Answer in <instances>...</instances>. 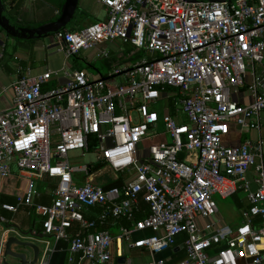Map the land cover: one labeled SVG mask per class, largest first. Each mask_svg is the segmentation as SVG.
Here are the masks:
<instances>
[{"label":"built area","instance_id":"built-area-1","mask_svg":"<svg viewBox=\"0 0 264 264\" xmlns=\"http://www.w3.org/2000/svg\"><path fill=\"white\" fill-rule=\"evenodd\" d=\"M101 3L105 21L54 36L65 57L116 40L133 46L131 54L147 55L131 66L113 65L112 74L124 78L119 84L93 80L85 70H73L66 83L46 91L51 72L11 84L13 102L0 113V180L15 167L28 181L16 205H0V264H12L4 257L12 221L1 212L16 213L21 206L41 218L46 237L68 243V264L76 255L78 264H115L113 243L115 258L125 248L160 253L180 235L186 256L181 264H238L244 258L264 264L263 142L224 144L231 126L241 133L261 126L264 0ZM98 50V57L109 58ZM146 140L156 141L145 147ZM75 153L93 159L75 164ZM250 170L255 190L246 178ZM43 180L52 186L48 205L35 202L36 182ZM119 180L120 186H108ZM239 190L250 204L242 224L219 226L213 221L215 197L227 199ZM95 207L96 220L83 215ZM254 217L261 220L258 227ZM111 220L132 227L120 228L114 239L97 229ZM145 231L153 235L131 239ZM40 244L35 264H49L53 248L48 240Z\"/></svg>","mask_w":264,"mask_h":264},{"label":"crops","instance_id":"crops-1","mask_svg":"<svg viewBox=\"0 0 264 264\" xmlns=\"http://www.w3.org/2000/svg\"><path fill=\"white\" fill-rule=\"evenodd\" d=\"M63 2L64 0H6L5 6L15 23L23 27H35L56 19L60 15ZM106 18L107 12L101 3V0H79L76 15L67 31H75L93 23L105 21ZM0 41L3 42V47H1L0 44V54H2V57L0 58V113L11 106L13 102V94L10 86L22 76H34L51 72L52 75L50 80L43 86L45 90H49L66 83L68 75L73 70H85L93 80L103 79L107 81L108 84L114 85L122 83L124 79L122 75L114 76L112 74L114 64L129 66L132 65L129 63L131 60H134L135 63L147 55L146 52L143 51L131 54L134 50H130L129 53L126 54L125 51L129 44L125 45L119 40L109 42L98 48L106 50L110 55L109 58L98 57L97 55L100 50L97 49L81 50L79 54L69 59L65 57L64 47L57 42L55 37L43 40L21 41L8 38L5 33H0ZM142 55L144 57L138 59ZM134 57H137V59H134ZM87 65H93L92 70L94 71H89L88 68L90 67H86ZM105 67L108 69L107 71H105ZM242 94L244 100H249L244 92ZM245 140L251 142L261 140L263 142L262 150L264 158V112L261 113V126L259 130H250L241 133L235 126H231L230 133L224 138V144L236 147ZM90 160L91 159H87L86 162H89ZM246 178L250 184V188L255 190L256 186L253 182L252 170L247 173ZM27 181L28 178H25L23 174L19 175L14 167L10 177L0 180V195L10 196L17 199L19 196H22L25 191ZM96 181L101 180L96 178ZM77 182L81 183L82 180L78 179ZM36 186L39 196L36 197L35 202L44 205L50 204L52 201L50 194L52 186L48 184L46 180L37 181ZM230 197L232 200L231 202H228ZM230 197L227 199L215 197V200L217 205L218 201L224 202L228 205L229 210H236L235 217L228 220L224 215L222 216L218 210L213 221L217 222L219 226L235 229L242 224L244 220L243 214L244 212H247L250 204L247 200L246 194L242 190L237 191ZM141 207H143V204H141ZM4 213V216L7 219L10 218L9 220L12 221L8 225H17L23 231L31 232L34 236L41 235L42 240H48L50 242L53 251L50 255L49 264H68V258L70 255L68 243L62 240L55 241L53 238L46 237L43 234L41 218L32 210L25 207H19L16 213ZM99 213L100 209L95 207L84 210L83 215L88 219L96 220ZM31 216L38 218V220L34 221L38 227H30L33 225ZM145 216L146 213L144 212L135 217V219L137 220ZM123 222L129 223V228L132 227L131 222L125 220H111L108 224L99 226L97 229L108 230L115 239L120 235V228H127ZM260 222L261 220L259 217L253 218L254 227H258ZM232 223H235L234 227L230 226ZM17 233L16 230H12L8 236L11 234L16 236ZM151 235H153L151 231L133 232L131 239L135 241ZM17 237L21 236L17 235ZM178 238L181 240H177ZM184 238V235L178 236L174 245L170 249L160 253L151 254L144 249L128 250L125 248L122 258H115L116 244L113 243L112 252L115 256V264H152L159 261L163 264H181L186 260L185 252L182 248ZM24 240H31L35 243L38 242L30 236L26 237ZM222 247H224V243L214 247L209 253L213 254ZM30 255L29 258H31ZM78 258L79 255L74 256V264H78ZM120 259H124V261L121 263L119 262ZM84 264L87 263L85 262ZM238 264H252V262L250 259L244 258L240 259Z\"/></svg>","mask_w":264,"mask_h":264},{"label":"water","instance_id":"water-1","mask_svg":"<svg viewBox=\"0 0 264 264\" xmlns=\"http://www.w3.org/2000/svg\"><path fill=\"white\" fill-rule=\"evenodd\" d=\"M186 3H235L241 0H182ZM79 0H64L60 15L47 23L41 24L35 27H23L15 24L12 17L10 16L3 0H0V28L5 33V35L21 40V41H33V40H43L52 38L58 33L67 31L71 25L78 7ZM7 229L16 230L17 235H9L6 238L4 244V257L12 258L18 260V264H35L40 253V247L31 240H24L26 237L30 236L36 239L39 243L42 239L41 235H32L31 232H25L20 229L17 225H6ZM26 236V237H25ZM28 248L30 249V256L21 251H15L14 248ZM124 259H120L119 262H123Z\"/></svg>","mask_w":264,"mask_h":264},{"label":"rangeland","instance_id":"rangeland-1","mask_svg":"<svg viewBox=\"0 0 264 264\" xmlns=\"http://www.w3.org/2000/svg\"><path fill=\"white\" fill-rule=\"evenodd\" d=\"M130 50H135L133 47H131V46H129V45H127V49H126V51H125V53L127 54V53H129V51ZM141 55V54H140ZM142 57H144L143 55L142 56H140L138 59H140V58H142ZM137 59V57H134V59ZM130 64H133L134 63V60H131L130 62H129ZM129 66H131V65H129ZM86 67H90V68H88V70L89 71H94V70H92V68H93V65H87ZM108 69L105 67V71H107ZM156 140H154V141H149V140H146V141H144V146L145 147H148L151 143H153V142H155ZM75 156V157H74ZM74 156H72L71 157V160L73 161L72 163H75V164H86L85 162H86V160L87 159H93V156L92 155H87V156H79V154L78 153H75L74 154ZM108 178H111V176L110 175H107V176H105V179H108ZM231 197L228 199V202H231ZM217 209L220 211V214L223 216H225L228 220H231V219H233V217H235V212H236V210H229L228 209V205H226L224 202H220V201H218V205H217ZM31 219H32V226H30L31 228H33V227H38V225L36 224V223H34V221L35 220H38V218L37 217H35V216H31ZM237 223V222H236ZM230 226H232V227H234L235 226V223H232V224H230ZM11 235H14V234H11ZM50 240V239H49ZM36 244L40 247V250H42L43 249V247H44V245L43 244H40V243H38V242H36ZM14 250L15 251H21V252H23V253H25V254H27L28 256L30 255V249H28V248H18V247H15L14 248ZM7 261L9 262V263H12V264H18V260H15V259H12V258H7Z\"/></svg>","mask_w":264,"mask_h":264},{"label":"trees","instance_id":"trees-1","mask_svg":"<svg viewBox=\"0 0 264 264\" xmlns=\"http://www.w3.org/2000/svg\"><path fill=\"white\" fill-rule=\"evenodd\" d=\"M3 2H4V4L6 3V0H3ZM15 23V22H14ZM15 24H17V23H15ZM7 36V35H6ZM8 38H11V37H9V36H7ZM11 39H13V38H11ZM15 40H17V39H15ZM73 57H75V56H73ZM74 59V58H73ZM43 91H46L45 90V88H43ZM95 168H98V166L97 167H95ZM121 185V181L119 180V181H115V182H113V183H111V184H109L108 186H120ZM10 204V205H16L17 204V199L16 198H14V197H10V196H5V195H0V205L1 204ZM41 204V203H40ZM21 207H24V206H21ZM25 208H27V207H25ZM28 209H30V208H28ZM30 210H32V209H30ZM1 215H5V213H3V212H1ZM10 219V218H9ZM123 224L127 227V228H129L130 227V224L129 223H126V222H123ZM177 240H181L180 238H178Z\"/></svg>","mask_w":264,"mask_h":264}]
</instances>
